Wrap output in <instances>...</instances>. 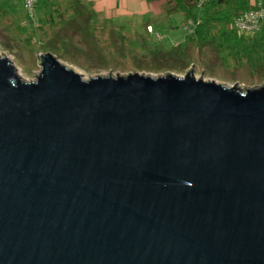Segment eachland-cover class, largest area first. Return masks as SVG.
I'll list each match as a JSON object with an SVG mask.
<instances>
[{"label": "water", "instance_id": "water-1", "mask_svg": "<svg viewBox=\"0 0 264 264\" xmlns=\"http://www.w3.org/2000/svg\"><path fill=\"white\" fill-rule=\"evenodd\" d=\"M39 57L0 55V264H264V82Z\"/></svg>", "mask_w": 264, "mask_h": 264}, {"label": "rangeland", "instance_id": "rangeland-1", "mask_svg": "<svg viewBox=\"0 0 264 264\" xmlns=\"http://www.w3.org/2000/svg\"><path fill=\"white\" fill-rule=\"evenodd\" d=\"M14 1L18 5L22 3V0ZM243 1L237 0L238 3ZM169 5H173V0H169ZM228 9L220 10L217 16L223 19L230 13ZM210 11L212 6L207 2L199 6L196 4L194 8V12L199 17L206 16ZM176 12L180 16H175L173 23L176 19H179V22L180 18L184 20L183 15L179 11ZM29 21L32 25H27ZM179 22L175 23L180 24ZM170 23L171 20L159 30L153 26L152 32H146L145 24L141 21L137 30L139 34H137L134 33V27L128 26L127 21H121L116 34L108 35L107 32H99L95 34L96 38L85 36L87 40L84 41L85 47L81 48L82 53L74 56L63 50L61 45L51 43L49 46L40 41V35L34 31L36 30L34 23L31 17L26 15L22 4L20 10L17 8L14 12L8 13L0 0V55L8 56L17 67L21 78L27 81L34 80L35 74L40 71L39 55L50 51L68 61L69 63L60 59L81 73L84 78H89V75H108L109 73L116 76L117 73L127 74L133 71L153 75L171 71L181 75L188 68L194 67L197 77L202 76L204 79H213L227 85L238 83L242 87L256 86L264 82L261 71L264 63L259 67V71L254 73L244 59L225 49L217 51L213 44L208 43L197 52L196 46H193L188 36H183L184 29L175 28L180 34L171 35L170 30L174 27L173 24L169 25ZM220 23L221 20L215 21L214 32H218ZM156 30L158 33L155 32ZM169 35L172 38L179 37V40L183 38V42L179 44L177 43L179 40H171ZM262 57H264L263 51L260 52L259 58ZM185 62H189L190 66L183 69Z\"/></svg>", "mask_w": 264, "mask_h": 264}, {"label": "crops", "instance_id": "crops-1", "mask_svg": "<svg viewBox=\"0 0 264 264\" xmlns=\"http://www.w3.org/2000/svg\"><path fill=\"white\" fill-rule=\"evenodd\" d=\"M254 1L247 0L249 7L254 4ZM206 2L207 0L203 4ZM21 4L23 6V0ZM21 4L18 5L14 0H2V5L8 13L14 12L17 8L20 10ZM168 6V0H37L34 9V26L36 28L34 31L40 35L39 39L44 44L61 45L63 50L76 56L77 53H82L81 48L85 47L84 41L87 38H96L95 34H99V32H107L108 35L116 34L121 21H127L129 27L135 28L134 33L139 34L137 30L141 21L145 24L146 32H152L153 26L159 30L161 26L171 20L169 25L173 24L174 27L170 30L171 35L180 34L175 28L183 30L187 21L186 17L181 13L184 20L180 18L179 22V19H176L175 22L180 24L175 22L174 24L172 20L175 16L180 15L178 12L176 14L167 12ZM232 17V15L226 16V19L219 17L218 20H221L219 29L236 31L248 37L256 35L234 29L231 25ZM197 18L202 20L205 16ZM226 20L228 21L225 23ZM148 26H151V31L148 30ZM157 30L155 32L158 33ZM188 34L184 29L183 36L187 37ZM171 35H169L171 40H179V37L172 38ZM85 36L87 38H84ZM182 42L183 38L177 43ZM99 45L102 46V44ZM193 46L196 45L193 43ZM196 48L198 52L199 48L197 46ZM58 57L62 61L68 62L61 56Z\"/></svg>", "mask_w": 264, "mask_h": 264}, {"label": "trees", "instance_id": "trees-1", "mask_svg": "<svg viewBox=\"0 0 264 264\" xmlns=\"http://www.w3.org/2000/svg\"><path fill=\"white\" fill-rule=\"evenodd\" d=\"M196 4L197 0H173V5H169L166 11L169 13L179 11L186 17V20L190 18L196 20L198 17L194 12ZM207 4L212 6V11L208 12L205 18L196 25L193 33L187 35L190 42L194 43L198 48H202L210 42L217 51L218 49H225L244 59L254 73L259 71V67L264 63V57L259 58L260 52L263 51L264 53V26L259 33L251 37L230 30L219 29L217 33L214 32V22L218 20L219 17L217 15L220 10L229 8L230 13L228 15L234 16L240 11L249 8L247 0L241 3H238L237 0H207ZM188 66H190V63L185 62L182 68L186 69ZM262 68L263 76L264 67Z\"/></svg>", "mask_w": 264, "mask_h": 264}, {"label": "built area", "instance_id": "built-area-1", "mask_svg": "<svg viewBox=\"0 0 264 264\" xmlns=\"http://www.w3.org/2000/svg\"><path fill=\"white\" fill-rule=\"evenodd\" d=\"M37 0H23V7L27 16H30L34 23V9ZM205 1H198V6ZM201 22L200 18L196 20L193 18L187 19L184 24L186 33H193L195 27ZM27 25H32L29 21ZM231 25L234 29L239 31L248 32L250 34H257L264 26V0H255L254 4L235 14L231 19ZM148 30L151 31V26H148Z\"/></svg>", "mask_w": 264, "mask_h": 264}]
</instances>
